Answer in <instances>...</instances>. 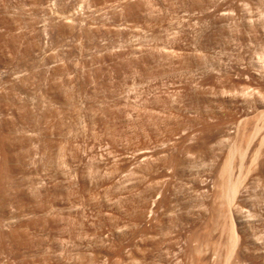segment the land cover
<instances>
[{
    "label": "rangeland",
    "instance_id": "rangeland-1",
    "mask_svg": "<svg viewBox=\"0 0 264 264\" xmlns=\"http://www.w3.org/2000/svg\"><path fill=\"white\" fill-rule=\"evenodd\" d=\"M0 264H264V0H0Z\"/></svg>",
    "mask_w": 264,
    "mask_h": 264
},
{
    "label": "bare ground",
    "instance_id": "bare-ground-1",
    "mask_svg": "<svg viewBox=\"0 0 264 264\" xmlns=\"http://www.w3.org/2000/svg\"><path fill=\"white\" fill-rule=\"evenodd\" d=\"M234 188H235V186H234ZM234 188H232V189L230 188V189H231V191H232V190H234ZM231 191H230V192H231ZM232 238H233V237H232ZM233 241H234V240H233Z\"/></svg>",
    "mask_w": 264,
    "mask_h": 264
}]
</instances>
